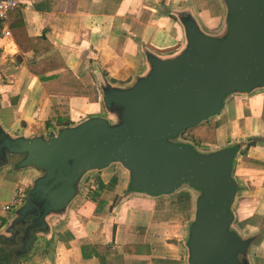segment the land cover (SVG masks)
I'll use <instances>...</instances> for the list:
<instances>
[{"label": "water", "instance_id": "1", "mask_svg": "<svg viewBox=\"0 0 264 264\" xmlns=\"http://www.w3.org/2000/svg\"><path fill=\"white\" fill-rule=\"evenodd\" d=\"M212 26L192 4L170 15L182 42L170 53L143 47L126 83L98 74L100 111L42 134L0 121V172L27 180L0 229V264L52 248L90 179L114 172L124 200L186 195V264H254L260 234H243L234 176L240 145H193L186 129L210 122L235 95L264 90V0H218Z\"/></svg>", "mask_w": 264, "mask_h": 264}, {"label": "crops", "instance_id": "2", "mask_svg": "<svg viewBox=\"0 0 264 264\" xmlns=\"http://www.w3.org/2000/svg\"><path fill=\"white\" fill-rule=\"evenodd\" d=\"M215 1L217 13L212 5L206 18L199 0H21L0 23L1 123L15 133L42 134L99 113L98 74L128 82L143 66V47L170 53L180 46L183 38L171 11L191 3L212 26L221 16ZM81 83L89 93L75 94ZM56 107L66 108L59 120L67 124L57 125V115L50 120ZM211 121L219 122L216 136L221 131L223 138L206 145H240L234 176L243 190L235 205L236 223L243 234H260L253 261L264 264V90L231 97ZM18 187L27 188V180L0 172V214ZM120 193L117 173L90 179L53 247L20 262L186 264L189 198L124 200ZM8 213L2 214L4 223Z\"/></svg>", "mask_w": 264, "mask_h": 264}, {"label": "trees", "instance_id": "3", "mask_svg": "<svg viewBox=\"0 0 264 264\" xmlns=\"http://www.w3.org/2000/svg\"><path fill=\"white\" fill-rule=\"evenodd\" d=\"M89 89L90 88H88L87 86H85L81 83L79 88H75V94L80 93V92L83 94H84V92L89 93ZM89 97L91 99H96V97L94 96V92H91L89 94ZM62 111L64 112L65 115H67L66 108H59V107L54 108L52 114H50V120H53L55 115H57L58 116V119H57L58 122L56 123L57 125L67 124L68 123L67 120H59V117L61 116ZM215 127L216 126L212 122H207V123H205V125H202L200 123V124H197L193 127L186 129V133L190 137V141L193 143H196V144H203V143L214 144V142H215V138H214ZM202 129H207L209 135H213V139L211 137H208V138L200 137V132L202 131ZM200 138H202V139H200ZM2 224H4V221L2 222Z\"/></svg>", "mask_w": 264, "mask_h": 264}, {"label": "built area", "instance_id": "4", "mask_svg": "<svg viewBox=\"0 0 264 264\" xmlns=\"http://www.w3.org/2000/svg\"><path fill=\"white\" fill-rule=\"evenodd\" d=\"M20 3L21 0H0V23H5L9 13L18 9L20 7ZM5 34L8 35L9 32L6 31ZM25 190V187L16 188L9 201L2 207V214H7L10 211V208L16 206L17 203L23 199ZM2 214H0V225L2 224V219L4 218Z\"/></svg>", "mask_w": 264, "mask_h": 264}, {"label": "rangeland", "instance_id": "5", "mask_svg": "<svg viewBox=\"0 0 264 264\" xmlns=\"http://www.w3.org/2000/svg\"><path fill=\"white\" fill-rule=\"evenodd\" d=\"M210 1V3H209V6L212 4L213 6L216 4V1L215 0H209ZM215 9H216V13H217V4H216V7H215ZM214 9V10H215ZM215 16H216V14H215ZM223 120V119H222ZM216 127H215V136H214V138H215V142L214 143H218L220 140H222V136H221V131L218 133V136H216V130L218 129L217 127L219 126V122H217L216 123V121H211ZM5 124L6 125H9L8 124V122H7V120H5ZM202 125H205V123H201ZM198 128V127H197ZM196 128V129H197ZM188 136V135H187ZM200 137H203V138H208V137H211L212 139H213V135H209V133H208V131H207V129H202V131L200 132ZM188 138H189V142L190 143H192L193 145H197V146H199V145H206L205 143H203V144H196V143H193V142H191L190 141V137L188 136ZM200 139H202V138H200ZM220 143V142H219Z\"/></svg>", "mask_w": 264, "mask_h": 264}, {"label": "bare ground", "instance_id": "6", "mask_svg": "<svg viewBox=\"0 0 264 264\" xmlns=\"http://www.w3.org/2000/svg\"><path fill=\"white\" fill-rule=\"evenodd\" d=\"M209 3H210L209 0H199V6L206 18H211L209 7L211 8L212 4L209 6Z\"/></svg>", "mask_w": 264, "mask_h": 264}]
</instances>
